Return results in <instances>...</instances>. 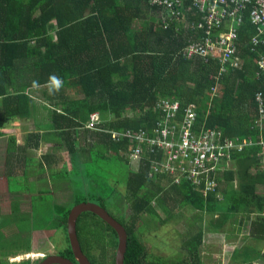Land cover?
I'll return each instance as SVG.
<instances>
[{"label": "trees", "instance_id": "16d2710c", "mask_svg": "<svg viewBox=\"0 0 264 264\" xmlns=\"http://www.w3.org/2000/svg\"><path fill=\"white\" fill-rule=\"evenodd\" d=\"M183 1L187 17L199 19L193 0ZM158 10L151 0H0V130L11 120L32 114L37 123L28 138L37 143L55 139V149H67L81 162L83 182L90 176V189L86 194L79 192L75 204L50 208L42 229L36 223H32L35 229L29 224L27 229L42 230L46 236L63 230L68 245L58 254L75 261L67 232L72 207L95 202L112 215L108 206L116 200L120 181L101 174L98 161L104 159L105 164L114 163L113 172H118L122 162L125 166L121 182L127 188L128 214L121 210L119 219L112 215L128 232L125 264H203V232L228 234L225 225L240 219L241 224L249 222V234L244 245L234 249V264H264L260 246L264 244V194L258 193V187H264L260 168L264 149L258 144L260 138L264 140V126L257 124L260 111L255 99L258 90L264 91V77L256 76L264 42H252L257 26L252 23L251 10L235 27L243 65L229 67L221 75L216 59L184 55L183 31L177 30L174 21L163 27ZM52 76L60 78L59 90L51 82ZM33 88L47 102L42 111L31 110ZM162 100L179 102L176 122L182 123L189 109L194 112L196 136L212 131L216 142H255L210 171L214 190L204 192V180L198 186L186 177L177 184L170 173L150 175L152 162H161L162 153L155 156L146 144L142 145L145 158L132 170L129 153L137 144L111 138V131L127 130H145L151 136L165 119L164 112L157 109ZM92 114H97L99 122L89 128ZM63 174L64 170H51L50 176ZM184 207L200 217L183 240V253L170 257L150 250L144 239L149 226L184 218ZM89 217L96 218L101 228ZM16 224L17 229H25L24 223L22 227ZM77 231L81 249L92 264H114L117 235L112 228L86 212L78 218Z\"/></svg>", "mask_w": 264, "mask_h": 264}, {"label": "built area", "instance_id": "2783aa9c", "mask_svg": "<svg viewBox=\"0 0 264 264\" xmlns=\"http://www.w3.org/2000/svg\"><path fill=\"white\" fill-rule=\"evenodd\" d=\"M151 5L159 9L163 27H169L174 21L177 30L183 31L186 37L184 55L187 58L204 56L216 59L219 64L218 75L228 73L229 67L241 65L236 43L238 31L235 27L242 24L247 10H251L252 23L257 26V33L252 36L253 44L264 42V0H193V9L200 15L196 21L186 18L183 0H151ZM259 64L264 69V55L261 56ZM255 99L260 111L257 124L263 128L264 96L257 93ZM180 107L179 102L162 100L157 109L164 112L165 119L157 124L151 136L145 130H127L111 131V138L115 141L128 139L137 144L129 153L131 162L142 163L146 155L143 144L155 156L162 153L161 162H152L150 175L170 173L175 175L177 184L186 177L198 186L204 180V192L214 190L216 184L208 178L210 171L215 169L217 163L232 159L233 153L242 152L255 142L249 139L216 142L215 133L212 131L196 136L193 130L195 114L191 109L182 123L175 121ZM98 122L97 114H92L88 127L93 128ZM258 144L264 149L262 138Z\"/></svg>", "mask_w": 264, "mask_h": 264}, {"label": "rangeland", "instance_id": "374dc122", "mask_svg": "<svg viewBox=\"0 0 264 264\" xmlns=\"http://www.w3.org/2000/svg\"><path fill=\"white\" fill-rule=\"evenodd\" d=\"M160 16V14H159ZM219 66V65H218ZM61 108V107H60ZM44 117V121H46L47 119V114L43 116ZM89 126V124L87 125V127ZM21 129V128H20ZM22 131V129H21ZM21 140V137H20ZM65 154L61 156L62 160H65V158L68 159V161H70V163L73 162L72 168H65L62 169L64 170V176H69V174L71 176L74 177V180H72L75 184V188H76V183L79 186L81 193L84 192L85 190L90 189V186L88 184V180L90 176H87L84 178V182H83V174L79 173V170L81 168V162H76L71 154L67 151V149L65 150ZM122 155L124 156V154L122 153ZM126 157L124 156V159ZM98 163L102 166V172L101 174L105 177H111V175H113L112 180L115 181L117 180L119 182V184H117L116 189H115V193H114V197L116 198L115 201H112L113 204L111 203L108 206L109 211L112 213V215L115 218H120L121 217V210H124V214H128L127 211H125V203H126V192H127V188L126 186H124V184H122V180H124L125 177V166L122 162L121 165L117 166V171L113 172V166L114 163L109 161L106 164L104 163V159H99ZM130 168L132 170H137L139 163L137 161L131 162L130 163ZM261 169L264 170V162L262 163V166L260 167ZM1 169V168H0ZM124 169V170H123ZM37 170V168H36ZM89 170L91 171V167L89 166ZM113 172V173H112ZM123 173V175H122ZM73 174V175H72ZM76 174H78V176H75ZM61 176V175H60ZM85 183V185L83 186V183ZM111 181V184H114V182ZM72 182V183H73ZM12 185V189L16 190L18 189V191L22 190V187H27V184H21L20 181H13V183H11ZM73 185V184H72ZM6 189V188H5ZM77 189V188H76ZM55 198L54 197H43L41 199V202L37 203L36 206H34V210H35V223L36 226L38 227L37 229H42L44 222H46L47 220H49V213H50V208L55 207L56 205H60V204H64V205H73L75 204V201L71 199L70 196V192H67L66 190H57L55 189ZM76 192V190H75ZM258 193L259 194H264V187L263 186H259L258 187ZM86 194V193H85ZM76 195V194H75ZM6 197H8L6 199ZM13 197L12 194L8 195L7 192H5V194L2 196V202L6 204V207L4 209L8 208V204L7 202H9V199ZM6 199V200H5ZM56 199V200H55ZM24 203L27 205L29 200H23ZM95 203V202H94ZM115 205V206H113ZM117 205V207H116ZM121 206V207H120ZM122 208V209H121ZM37 211V212H36ZM184 215V218L182 219H176V220H172L169 223L157 227L154 224H152L151 229L147 230L146 235L144 236V239L147 243V246L150 248V250L154 251L155 253H161V254H165V255H171L170 257H175L176 254H180L183 253L182 250V243L183 240L185 239V236L188 234V231L190 228H192V226L194 225V223L198 222V217H200L199 213L194 212L190 207H184V212L182 213ZM203 218L205 221H207V215L204 214ZM91 219L98 225L99 228H101L102 224L94 217H89V221H91ZM55 220V218L53 219ZM51 220V221H53ZM18 221V220H17ZM17 222H15V229L13 232L9 233L8 229L6 228V224L4 223H0V228H2L0 230V264H4L6 262V256L9 253H15L16 250H18L20 247H22L23 249H28L27 247V241L25 239H22L19 236L16 235H24L25 232L29 231L28 228V224L30 225V227H32V229H35L34 226H32L31 222H20L18 221V224L20 223L21 227L24 225V230L22 229H17ZM203 223H205L203 221ZM243 224H241V219L238 220L237 222H235L234 224H226L225 225V229L229 230L228 234L225 233H216V234H212L209 232L204 231L203 235H202V245H201V259L203 261V264H234L235 263V259L233 258V250L235 249L237 244H224V241L226 242H230L229 240H226L228 238H230V236L236 235L238 232V236H240V233H246V231L248 230V224L249 222H245V220L242 222ZM206 224V223H205ZM241 224V225H240ZM51 226H53V224H50ZM191 225V227H190ZM204 226V224H203ZM198 227V225L196 226ZM229 233L230 236H229ZM15 234V235H14ZM35 236V238H38L37 232L33 233ZM219 234V235H218ZM14 235V236H13ZM40 238V237H39ZM45 240V246L44 247L41 242V240H36L35 244H36V249H41L39 252V254L42 253H57L59 251H61L62 249H64L65 247H67L68 243L66 240V235L65 232L63 230H59L56 231L55 233L46 236V237H42ZM48 238V240H47ZM102 240L105 241V237H101ZM219 240V241H215V240ZM225 239V240H224ZM24 246V247H23ZM225 246H229V247H225ZM34 248V249H35ZM10 250V252H9ZM261 251L262 253H264V248L262 249L261 247ZM176 252L175 255H173ZM98 253V251H96V254ZM16 254V253H15ZM38 253H36L34 256L30 253L25 254V258H27L28 255H30V259L35 261L37 258H39L41 255H37ZM17 256L11 259H15L18 256H22L20 255V253L16 254ZM32 255V257H31ZM98 255V254H97ZM11 256V255H9ZM13 256V254H12ZM23 257V256H22ZM16 262L20 261L17 259H15ZM258 264V263H255Z\"/></svg>", "mask_w": 264, "mask_h": 264}, {"label": "crops", "instance_id": "0c3cea01", "mask_svg": "<svg viewBox=\"0 0 264 264\" xmlns=\"http://www.w3.org/2000/svg\"><path fill=\"white\" fill-rule=\"evenodd\" d=\"M186 18L189 19L187 15ZM218 33L219 32H217L216 34ZM238 55L241 60V67L243 65V58L240 55L239 49ZM256 76L258 78L264 77V69L260 68L259 65L256 71ZM257 93L264 96L263 90H258ZM39 94L40 93L38 91V88H33L32 97L35 102L30 106L33 112L42 111L44 109L43 107L46 106L45 103L47 102L44 103ZM49 107L53 108L54 106ZM35 118L36 117L31 114L29 118H17L15 120H11L5 125L3 129L0 130V223L6 224L5 226L8 229L9 233L14 231L15 222L20 221L31 222V224L35 223L34 206H36L37 203L41 202V199L43 197L55 198V189L66 190L67 192H70L72 200H75V196L79 192H81L79 191L80 188L76 189L75 186L73 187L71 183L72 178L70 176L66 177L64 175H61L55 176L54 178L50 176L51 170H55L56 172L64 168H72L73 162L70 163L71 160L68 161L67 158H65V160H62L61 156L66 155L65 150L54 148V145L57 144L55 139H50L46 142H43L41 140L39 141V143H37L35 138H28L29 132H35V129L33 127V124L37 123V120ZM20 128L22 129V131ZM14 180L20 181L21 184H27V187H22L21 191H18V189H12L11 183H13ZM5 192H7L8 195H13V197L9 199V202H7V209H4L6 207V204L1 201L2 196L5 194ZM7 198L8 197H6V199ZM26 199L29 200L27 205L23 201ZM1 229L2 228H0V230ZM36 232V236L38 238L34 237L35 235L33 233ZM230 234L231 233H229V236ZM240 234L241 235L238 236L237 232L236 235L230 236L229 239H226L230 242L224 241V244H237L235 248H240L241 246H243L244 243L248 240L247 235L249 234V226L246 233L242 232ZM16 236L25 239L27 241L28 247V249H23L22 247H20L18 250H16V254L30 253L35 255L37 252L41 253L39 252L41 249L35 248V241L39 239L43 243L42 245L46 247L45 240L42 238L46 237V234L42 230L27 231L23 236ZM215 241L219 240L217 239ZM260 246L262 247V249L264 248V244ZM15 253H9L8 255H12ZM256 263L261 264L260 262Z\"/></svg>", "mask_w": 264, "mask_h": 264}, {"label": "water", "instance_id": "95a60500", "mask_svg": "<svg viewBox=\"0 0 264 264\" xmlns=\"http://www.w3.org/2000/svg\"><path fill=\"white\" fill-rule=\"evenodd\" d=\"M86 212L94 214L116 232L117 245L114 254V264H125L128 246L127 230L106 209L88 201L73 206L68 216L67 232L75 261L61 254H49L36 264H92L81 249L77 231L78 218Z\"/></svg>", "mask_w": 264, "mask_h": 264}, {"label": "flooded vegetation", "instance_id": "af4514ba", "mask_svg": "<svg viewBox=\"0 0 264 264\" xmlns=\"http://www.w3.org/2000/svg\"><path fill=\"white\" fill-rule=\"evenodd\" d=\"M25 254L26 253H22L20 255H22L23 257L22 256H18L17 258H15V259H17V261L20 260L18 262H16L15 259H11V258L16 257L17 256L16 254H13V256L12 255L11 256L7 255L6 256V262L4 264H15V263L16 264H36L38 261L42 260L47 255H49V253H42V254L38 253L37 255H41V256L39 258H37L35 261H33V260L30 259V257H29L30 255H28L27 258H25V256H24ZM51 254H54V253H51ZM55 254H58V252L55 253ZM32 255L34 256V254H32ZM32 255H31V257H32Z\"/></svg>", "mask_w": 264, "mask_h": 264}, {"label": "clouds", "instance_id": "9594fccd", "mask_svg": "<svg viewBox=\"0 0 264 264\" xmlns=\"http://www.w3.org/2000/svg\"><path fill=\"white\" fill-rule=\"evenodd\" d=\"M51 82L56 86V90H59L60 86H61V80L60 78L56 77V76H52L51 77Z\"/></svg>", "mask_w": 264, "mask_h": 264}]
</instances>
